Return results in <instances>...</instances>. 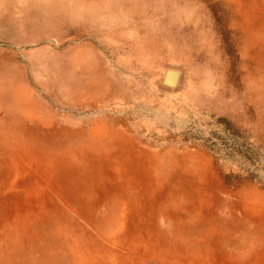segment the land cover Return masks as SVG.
Returning a JSON list of instances; mask_svg holds the SVG:
<instances>
[{"label":"rangeland","instance_id":"1","mask_svg":"<svg viewBox=\"0 0 264 264\" xmlns=\"http://www.w3.org/2000/svg\"><path fill=\"white\" fill-rule=\"evenodd\" d=\"M0 264H264V0H0Z\"/></svg>","mask_w":264,"mask_h":264},{"label":"water","instance_id":"2","mask_svg":"<svg viewBox=\"0 0 264 264\" xmlns=\"http://www.w3.org/2000/svg\"><path fill=\"white\" fill-rule=\"evenodd\" d=\"M178 76L179 75L177 72L169 71L164 83L167 86H175L177 84V81H178Z\"/></svg>","mask_w":264,"mask_h":264},{"label":"bare ground","instance_id":"3","mask_svg":"<svg viewBox=\"0 0 264 264\" xmlns=\"http://www.w3.org/2000/svg\"><path fill=\"white\" fill-rule=\"evenodd\" d=\"M74 8L73 7H71V10H73ZM75 10H77V9H75ZM33 16H35V15H33ZM40 17V16H39ZM180 80H181V76H178V81L179 82H177V83H180ZM181 84V83H180ZM176 86H178V85H176ZM176 86H169L170 88H172V87H176ZM163 90V89H162Z\"/></svg>","mask_w":264,"mask_h":264}]
</instances>
